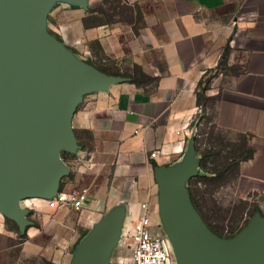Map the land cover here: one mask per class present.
Wrapping results in <instances>:
<instances>
[{
  "label": "crops",
  "instance_id": "1",
  "mask_svg": "<svg viewBox=\"0 0 264 264\" xmlns=\"http://www.w3.org/2000/svg\"><path fill=\"white\" fill-rule=\"evenodd\" d=\"M86 2L54 5L81 12L74 34L67 29L66 40L58 35L57 41L86 64L98 62L120 73L136 67L151 84L115 83L85 94L77 107L72 130L80 148L60 182L66 193L86 191L79 224L87 234L81 242L96 228L88 218L119 214L120 225L131 231L141 203L148 204L152 232H161L154 165L181 166L191 151L198 159L189 129L198 108L195 90L225 48L228 65L237 70L217 92L214 122L228 134L245 135L254 150L239 164L237 195L264 199V0H136L142 14L137 34L120 22L84 28L82 19L102 0ZM153 151L162 156L150 159ZM193 169L199 172L198 162ZM34 201L37 209L20 203L31 211L32 222L23 237L0 215V264H73L79 246L74 250L73 221L66 210ZM36 215L44 225L34 226Z\"/></svg>",
  "mask_w": 264,
  "mask_h": 264
},
{
  "label": "water",
  "instance_id": "2",
  "mask_svg": "<svg viewBox=\"0 0 264 264\" xmlns=\"http://www.w3.org/2000/svg\"><path fill=\"white\" fill-rule=\"evenodd\" d=\"M45 6L0 0V215L20 234L32 225L20 203L55 196L68 174L59 153L80 148L72 120L82 97L126 81L76 59L45 33ZM193 164L191 151L181 166L155 167L162 225L177 264H264V217L256 214L229 241L217 238L189 199L185 180L198 173ZM120 221L119 214L102 220L79 244L73 264H107Z\"/></svg>",
  "mask_w": 264,
  "mask_h": 264
},
{
  "label": "rangeland",
  "instance_id": "3",
  "mask_svg": "<svg viewBox=\"0 0 264 264\" xmlns=\"http://www.w3.org/2000/svg\"><path fill=\"white\" fill-rule=\"evenodd\" d=\"M63 1L64 0H45V10L48 14L45 15V25L43 30L45 33L53 36L56 40L59 41L60 39L58 38V35L59 37H63L66 40L67 29L71 34H74V31H72L73 26L75 23H77L81 14L80 11L76 10V6H65L61 4L54 6L56 3H61ZM99 6H102L104 14H99L98 16L103 22H109V25L115 22H120L124 25H132V28L134 29H138L142 26V14H140L136 0H106L104 4L101 3V5ZM57 29L58 32H56ZM78 54L79 56H81L80 52H78ZM227 56L228 52H225L223 50L221 52L218 64L214 68L207 70L201 78V87L206 86L208 87V90L205 93L206 100L203 104V107L201 109H198L197 112L200 113L201 110L204 111V119L200 121L201 124L199 125V128L203 130V143H206L207 147V142L209 140L206 141L207 136H205V131L212 136L211 138L215 140V143H217V141L219 140H222L224 144H233L232 141L236 143H238L239 141L238 137L220 134L213 127L217 92L224 86L223 82L226 77L236 73L237 70V68L228 65ZM95 64L98 65V62H95ZM107 68L112 69V66ZM129 69V67L128 69L126 68V70L122 71V73L129 71ZM131 72H135V68H131ZM145 84H151V80L148 79L147 81H145ZM193 129L196 130L195 128ZM195 154L197 155V153ZM72 155L73 153L63 151L59 153L61 161L66 165L68 170L70 168V164L73 162ZM197 158L198 159H195V161L199 163L198 155ZM65 177L66 176H64L62 179H64ZM185 183L187 187L188 178L185 180ZM236 184L237 181L234 178L233 174H228L215 187L208 186L205 188L201 184L198 185V189L200 190L199 192L202 194L203 198V207L210 208L214 204L217 209H220V211H218L217 217H224L225 219L224 222H217L220 225H227L230 216H233L235 214L233 212V209H238V207H241V202L244 203V207H246L245 203L249 207H251V205L257 206L261 213L264 214V199H260L259 197H250L246 199L239 198L236 193ZM27 201L28 202H25V205H27L28 208L31 209H37L40 205L34 200ZM85 210L86 209H82L80 211H65L66 215L68 216L67 218L73 221L74 250L76 249V246L79 245L81 240H83L85 234H87V229L85 228V226H80L79 224V218L81 217L82 212ZM244 218L246 217L243 215V219ZM87 220L88 223H90L94 228L97 227L101 222L99 220L94 221L93 219L91 220L89 218ZM33 224L36 227L44 225L41 221V218H38L37 215L33 219ZM120 226L121 225H119V227H117L116 229L115 240L113 241V244L111 245L110 251L107 256V264H132V243L130 238L127 237V230L125 229V227ZM151 226H153L152 223ZM162 229L164 230L163 225ZM172 253H174L173 248Z\"/></svg>",
  "mask_w": 264,
  "mask_h": 264
},
{
  "label": "trees",
  "instance_id": "4",
  "mask_svg": "<svg viewBox=\"0 0 264 264\" xmlns=\"http://www.w3.org/2000/svg\"><path fill=\"white\" fill-rule=\"evenodd\" d=\"M104 2H106V0H103L102 4H104ZM89 13L90 15L88 17L82 19L84 28L93 26L95 27L98 26V24H109V22H103L98 16L99 14H104L102 6L90 9ZM133 32L134 34H137L138 29L133 28ZM227 50V48L224 49L225 52H227ZM89 65L101 73L122 77L127 82L135 84L136 86L145 84V81L148 79L151 80L136 67L135 72L133 73H120L118 70L105 68L95 63ZM201 86L202 82L200 79L195 90L196 105L198 109L203 107V104L206 100L205 93L208 90V87ZM203 119L204 111L201 110L200 113L197 112L192 117L189 124L190 129H196V132L192 137V143L195 153H197L199 156V173L188 179V185L186 189L193 209L199 215L207 229L220 240L229 241L235 238L256 214H259L261 217H264V214L261 213L257 206L251 205V207H249L245 203L246 207H244V203L241 202V207H238V209H233L235 214L230 216L227 225H220L217 222H224L225 220L224 217H217L218 211H220V209H217L214 204L210 208L203 207V198L202 194L199 192L200 190L198 189V185L201 184L205 188L208 186L215 187L228 174H233L237 181L239 164L241 162L250 160L254 155V150L250 146L249 139L245 135L228 134L219 129L215 122H213V127L216 129V131H218V133L227 136L238 137L239 141L238 143L232 141L233 144H224L222 140H219L217 143H215V140L211 138L212 136L205 131V136H207L206 141L209 140L207 142V147L206 143H203V130L199 128V125L201 124L200 121ZM77 145L80 147L79 142H77ZM154 166L156 167V165ZM59 190H61V183ZM243 215L246 218L243 219ZM19 236L23 237L22 234H19Z\"/></svg>",
  "mask_w": 264,
  "mask_h": 264
},
{
  "label": "built area",
  "instance_id": "5",
  "mask_svg": "<svg viewBox=\"0 0 264 264\" xmlns=\"http://www.w3.org/2000/svg\"><path fill=\"white\" fill-rule=\"evenodd\" d=\"M190 130H193L195 134L194 129ZM184 136L187 137V134L184 133ZM159 156H162L160 151H153L149 155L152 160H156ZM86 197L85 190L69 193L58 190L56 195L49 200L39 201L50 210L80 211L84 207ZM151 228L148 204L141 203L140 212L133 222L132 229L127 232V237L132 243V264H177L176 256L172 253V245L165 231L162 229L161 232H152Z\"/></svg>",
  "mask_w": 264,
  "mask_h": 264
}]
</instances>
